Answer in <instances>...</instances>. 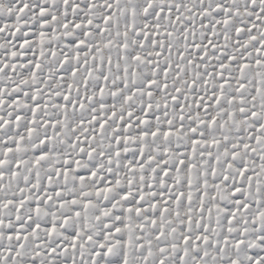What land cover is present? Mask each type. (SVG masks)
Instances as JSON below:
<instances>
[{
  "label": "snow or ice",
  "instance_id": "snow-or-ice-1",
  "mask_svg": "<svg viewBox=\"0 0 264 264\" xmlns=\"http://www.w3.org/2000/svg\"><path fill=\"white\" fill-rule=\"evenodd\" d=\"M0 264H264V0H0Z\"/></svg>",
  "mask_w": 264,
  "mask_h": 264
}]
</instances>
